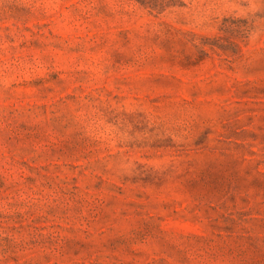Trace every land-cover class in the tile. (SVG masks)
<instances>
[{
  "label": "rangeland",
  "instance_id": "obj_1",
  "mask_svg": "<svg viewBox=\"0 0 264 264\" xmlns=\"http://www.w3.org/2000/svg\"><path fill=\"white\" fill-rule=\"evenodd\" d=\"M0 264H264V0H0Z\"/></svg>",
  "mask_w": 264,
  "mask_h": 264
}]
</instances>
